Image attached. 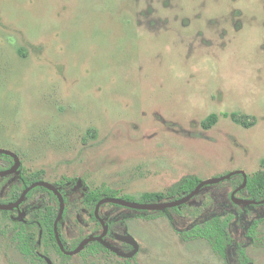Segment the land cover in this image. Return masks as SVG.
<instances>
[{
  "label": "rangeland",
  "instance_id": "1",
  "mask_svg": "<svg viewBox=\"0 0 264 264\" xmlns=\"http://www.w3.org/2000/svg\"><path fill=\"white\" fill-rule=\"evenodd\" d=\"M233 112L255 125L222 116ZM210 114L218 120L204 129ZM0 149L16 153L24 178L63 189L67 247L102 232L86 192L140 203L185 177L252 176L264 160V0H0ZM232 190L230 179L205 186L163 214L103 204L105 241L124 253L116 237L134 240L130 258L89 246L68 258L51 245L35 250L51 264H241L242 247L249 264H264V206H231ZM46 205L56 207L38 190L20 220L0 212V264H44L22 251L37 230L22 221ZM230 210L228 259L205 239L182 240Z\"/></svg>",
  "mask_w": 264,
  "mask_h": 264
},
{
  "label": "trees",
  "instance_id": "2",
  "mask_svg": "<svg viewBox=\"0 0 264 264\" xmlns=\"http://www.w3.org/2000/svg\"><path fill=\"white\" fill-rule=\"evenodd\" d=\"M222 116L225 118H230L232 122H234L237 125H240L245 129H249L255 125L254 118H250L246 115L233 112V113H223ZM217 120H218V116L216 114H210L201 122V126L204 129H209L217 122ZM261 166L262 169L260 171L256 172L252 176L247 177L246 185L240 192V193H244L245 195L244 197L249 200L261 201L264 199V160L261 161ZM230 182L233 188H237L243 184V178L240 175H235L230 178ZM199 183L200 180L196 177L182 178L167 193H159V192L144 193L141 196L140 203H159L169 198L179 199L184 195L190 193ZM48 194L52 197V199H54L56 207H51L50 205H48L46 209L41 213L42 218L37 219L38 222L41 223V228L43 229V236L41 239L38 238L39 228H36L37 230L34 237L32 236V234L30 236L25 234L26 241L23 242L22 251L26 255L31 254L33 250H35V247H39L38 241L40 240L42 244L44 243V246L51 245L59 255L68 258L67 256H64V254L59 250L56 244V240L53 236V222L58 213V209H57L58 203H57V199L51 192H48ZM110 197H116V196L114 192H112L108 188L90 191L85 194L82 203L85 206V209L88 211L92 221L97 223L93 215V210L95 208V205L101 199L110 198ZM230 204L231 206L233 205L231 200H230ZM184 206L185 204L176 208H172L171 210L177 212L180 209H182ZM196 210L198 211V209ZM144 213H148V212L144 211ZM150 213L163 214V212H155V211ZM235 216H236L235 212L230 210L226 212H219L218 214L211 216L208 219H205L198 223H194L188 232L181 234L183 238L182 240H193L196 238L205 239L210 244L212 250L219 257L226 260L228 259L229 249L232 248L234 245V241L230 233V227L233 217ZM249 227L250 229L246 232L247 235H250L255 229V226L253 224H251ZM58 232H60L59 226H58ZM60 238H62L61 235ZM75 246L76 245L74 244L68 248L71 250L74 249ZM88 246L95 250L108 252L106 248H104L99 243H92L89 244ZM65 247L67 248L66 245ZM236 252H237V259L240 261L241 264L250 263L248 258L245 256V252L242 247H237Z\"/></svg>",
  "mask_w": 264,
  "mask_h": 264
},
{
  "label": "water",
  "instance_id": "3",
  "mask_svg": "<svg viewBox=\"0 0 264 264\" xmlns=\"http://www.w3.org/2000/svg\"><path fill=\"white\" fill-rule=\"evenodd\" d=\"M0 154H5V155H9L12 156L15 160V164L13 166V169H16L17 167H19V160L18 158L12 154L11 152L7 151V150H3L0 149ZM235 175H240L243 178V184L237 188L236 190H234L231 195H230V200L233 204L235 205H240L243 207H249L251 205H264V199L261 201H253V200H247V199H241V198H237L235 196V194L240 191L241 189H243L246 185V181H247V176L244 172L242 171H235V172H230L224 176L221 177H217V178H212L209 180H204V181H200V183L187 195L176 199L174 201H170V202H166V203H136V202H130L124 199H120L117 197H110V198H103L101 199L95 206L94 208V216L95 218L99 221V223L101 224L102 230L103 232L101 233L100 236L98 237H87L85 239H83L78 246L72 250V251H66L58 234L57 231V225L59 223V221L62 219L63 213H64V208H65V202H64V198L63 196L60 194L59 190L57 188H55L53 185L46 183V182H37L32 184L31 186H29L28 188H26L20 198L11 205H1L0 204V211H6V210H11L14 209L16 207H18L23 201L24 198L26 196V194L32 190L35 187H42L45 188L49 191H51L53 193V195L56 197L57 201H58V214L56 216V219L54 221L53 224V234H54V238L56 240V244L58 246V248L67 256H73L76 255L78 253H80L87 244L94 242V241H98L100 242L105 248H107L108 250L112 251L114 254H116L119 257H124V258H130L132 255H134L138 249L137 244L134 240H132L129 237H123L120 236L118 237L119 240L124 241L125 243L131 245L133 247V250L131 253L129 254H123L121 252H119L117 249L111 247L106 241L103 240L104 236L107 234V227L104 224V220L101 219L99 217V208L101 205L103 204H113L116 206H120V207H124V208H128V209H132V210H136V211H147V212H165L168 209H172V208H176L179 207L181 205H184L186 203H191V199L198 194V192L205 186H210V185H214L217 183H220L222 181L228 180L231 177L235 176ZM22 217V216H21ZM47 263L51 264L50 261L47 259Z\"/></svg>",
  "mask_w": 264,
  "mask_h": 264
},
{
  "label": "flooded vegetation",
  "instance_id": "4",
  "mask_svg": "<svg viewBox=\"0 0 264 264\" xmlns=\"http://www.w3.org/2000/svg\"><path fill=\"white\" fill-rule=\"evenodd\" d=\"M3 150H6V149H3ZM7 151H9V152H11L12 154H14L17 158H18V160H19V157L16 155V153H14V152H12V151H10V150H7ZM14 164H15V160H14V158L12 157V156H9V155H5V154H0V204L1 205H11V204H14L19 198H20V196H21V194H22V192L26 189V188H28L29 186H31L32 184H34V183H37V182H44V181H40V180H34V181H31L30 179H27V178H24L23 177V174H22V170H21V165H20V160H19V167H17L16 169H13V166H14ZM248 177V176H247ZM70 185V184H69ZM55 187V186H54ZM55 188H57V187H55ZM237 188H239V187H237ZM237 188H233V190H232V192L234 191V190H236ZM41 189H43L42 191H44V192H46L47 194H48V192H51V191H49V190H47V189H45V188H42V187H35V188H33L32 190H30L27 194H26V196H25V198H24V201L18 206V207H16V208H14V209H11V210H6V211H0L1 213H4V214H9V217L10 218H12V219H15V216H14V214L15 213H17L19 216V220L21 219V216H22V214L20 213V210H21V207L23 206V204L25 203V201L27 200V198H29L30 197V195L34 192V191H38V190H41ZM58 189V188H57ZM59 190V189H58ZM242 190V189H241ZM241 190L240 191H238L236 194H235V196L237 195V194H239L240 192H241ZM59 192H60V194L63 196V198H64V202H65V205H66V201H65V194L63 193V189H61V190H59ZM231 192V193H232ZM52 193V192H51ZM87 193V192H86ZM85 193V194H86ZM231 193H230V195H231ZM53 194V193H52ZM85 194H84V196H85ZM83 196V197H84ZM185 196V195H184ZM56 198V197H55ZM242 199H247V198H242ZM247 200H249V199H247ZM254 201V200H253ZM258 202V201H257ZM57 203H58V201H57ZM113 205V204H112ZM48 205H46V207H47ZM96 206V205H95ZM102 206V205H101ZM100 206V207H101ZM255 206H264V205H251V206H249V207H247V208H255ZM46 207H45V209H46ZM34 206H31V207H29V206H27V207H25L24 208V214L23 215H25V213L26 214H29L30 213V211H33L34 210ZM44 209V210H45ZM99 210H100V208H99ZM65 212H66V210H65V208H64V213H63V216H62V219H63V217L65 216ZM42 213V212H41ZM41 213L40 214H37V215H33V214H31L30 215V218H28V220H26V221H22L23 223H28V224H30V225H34L36 228H39V231H38V238L39 239H41L42 238V236H43V229L41 228V223L40 222H38V220H37V216H38V218L39 219H41L42 218V216H41ZM142 213H144V211H142ZM58 214V213H57ZM99 214V213H98ZM93 215H94V210H93ZM99 217H100V215H99ZM94 218H95V216H94ZM101 218V217H100ZM56 219V218H55ZM89 219H91V217H90V215H89ZM102 219V218H101ZM95 220L97 221V224L101 227V224L99 223V221L95 218ZM55 221V220H54ZM61 221V220H60ZM60 221H59V223H58V225H57V231H58V226L60 227ZM53 224H54V222H53ZM104 224L106 225V227H107V234L104 236V238H103V240L105 241L108 237H113V233H112V231L110 230V228H109V225L104 221ZM101 229H102V227H101ZM102 232H103V230H102ZM101 232V233H102ZM101 233H99V234H97V235H95L94 237H98V236H100L101 235ZM58 234H59V232H58ZM53 236H54V234H53ZM59 237H60V234H59ZM62 237V236H61ZM118 237H120V236H117L116 237V239L118 238ZM60 240H61V242H62V244H63V246H64V248H65V250L66 251H72V250H74L77 246H78V244L82 241H80L79 243H77L76 244V246H75V248L74 249H69L68 247L66 248L65 247V245H64V243H63V240H62V238H60ZM118 241H120V243H122V245L123 246H125L126 248H128V250L129 251H131L132 249H133V247L131 246V245H129V244H127V243H125L124 241H121V240H119V239H117ZM92 243H99V244H101L100 242H98V241H94V242H91V243H89V244H92ZM38 246H41L42 247V245L44 246V243L42 244V242L39 240L38 241ZM89 244H87L86 246H85V248L89 245ZM102 245V244H101ZM103 246V245H102ZM104 247V246H103ZM38 247H35V249H37ZM84 248V249H85ZM105 248V247H104ZM60 250V249H59ZM106 250L107 251H110V250H108L107 248H106ZM127 250V252H124L123 254H129L128 251ZM61 251V250H60ZM62 252V251H61ZM110 252H112V251H110ZM63 253V252H62ZM122 253V252H121ZM64 254V253H63ZM32 255L33 256H35L36 258H38V260L39 261H41V262H43L44 264H48L47 263V258H46V255H45V253H44V251H42V252H39L38 250H33V252H32ZM64 256H67V255H65L64 254ZM67 257H71V256H67ZM122 258V257H121ZM124 258V257H123Z\"/></svg>",
  "mask_w": 264,
  "mask_h": 264
}]
</instances>
